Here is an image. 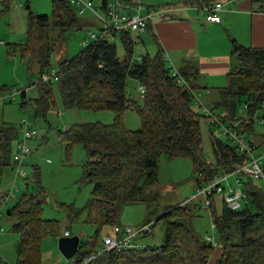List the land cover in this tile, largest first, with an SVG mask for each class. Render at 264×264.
<instances>
[{
  "label": "trees",
  "instance_id": "16d2710c",
  "mask_svg": "<svg viewBox=\"0 0 264 264\" xmlns=\"http://www.w3.org/2000/svg\"><path fill=\"white\" fill-rule=\"evenodd\" d=\"M109 1L102 0L103 9ZM91 25L78 16L77 10L67 0H52V15L40 16L30 12L26 41L10 45L7 50L10 55L18 53L22 59H27L28 65L37 64L40 80L52 69L49 63L51 27L63 35L70 29L82 30ZM96 33L99 35L97 40L83 46L75 57L59 63L57 81L36 83L38 97L28 101L36 117H45L55 106L52 84L56 83L65 109L112 112L114 115L112 124L76 125L60 135L66 151L76 144L83 148L86 154L84 181L92 187L91 198L84 208L60 205L70 224L84 214V222L96 229L90 239L81 241L74 256L76 264H82L102 245L100 231L103 227L112 226L113 230L114 223L118 225L114 209L116 203L131 205L143 201L145 191L157 183L155 163L160 156L189 158L193 163L195 187L218 174L232 171L234 163L243 160L237 148L211 135L214 163H206L201 149L202 116L191 106L195 89L193 79L197 76L191 66L180 71L186 85L178 84L161 51L154 56L134 59L135 40L130 32L112 36L102 35L103 30ZM116 37L124 49L122 59L110 41ZM231 58L238 66L227 76L221 101L212 105L225 122L237 119V104L246 106L248 117L255 115L264 104V48L245 47L233 41ZM128 79L145 88L141 103L129 98ZM21 97L23 103L24 92ZM130 109L140 117L141 128L137 131H130L123 124L124 112ZM261 119L264 120V113ZM247 131L251 132L252 127ZM18 134L19 130L12 126L4 124L0 127V176L5 169H11L12 144L18 140ZM38 176L39 171L36 170L35 188L22 193L9 209L8 218L13 221L11 228L20 238L18 264H39L41 239L57 232V223L41 216L45 195L37 186ZM25 184L28 190L29 186ZM243 184L249 203L239 211L231 212L222 203L221 212L216 214L215 197L211 198L208 209L214 225L213 237L216 247L220 245V255L215 264H264V191L253 180H243ZM192 204L177 205L153 222L152 228L160 220L166 223V241L160 247L108 252L95 264H208L216 253L215 246L193 230ZM235 226L239 233L238 242L234 237ZM215 231L217 237L214 236ZM135 256L139 257L135 259Z\"/></svg>",
  "mask_w": 264,
  "mask_h": 264
},
{
  "label": "rangeland",
  "instance_id": "374dc122",
  "mask_svg": "<svg viewBox=\"0 0 264 264\" xmlns=\"http://www.w3.org/2000/svg\"><path fill=\"white\" fill-rule=\"evenodd\" d=\"M92 1L94 5H97L101 0ZM128 1L133 4L138 2L146 6L159 0H149L150 2L142 0L140 2L138 0ZM175 2L176 0H168V3ZM27 6L29 10L26 9ZM145 6V10L141 12L143 16L146 14V9L159 11L158 8L152 9L153 6H148L150 8ZM30 12L34 15L51 16L52 0H0V90L2 91L0 95L4 93L5 89L19 91L16 99L12 102L0 101V127L6 124L19 130L20 122L26 117L38 133L37 138L26 143V146L31 151V155L22 165L26 181H17L13 184V171L7 168L0 176V185L4 188L10 187L12 184L18 186L22 195V193L32 191L35 188L34 175L36 170L39 171V184L37 186L41 187L45 195L41 216L45 220L57 223V232L47 234L41 239L39 264H68L58 249V240L66 236H77L80 239V243L81 241L86 242L95 234L96 229L93 225L84 222V214L78 221L70 224L66 212L60 207V205L64 204L82 209L88 204L92 192L91 185L84 181L83 165L86 161V154L83 148L76 144L70 151H66L65 143L61 141L60 135L66 129L76 125L86 123L112 124L114 115L112 112L65 109L56 83L52 84L55 106L48 111L45 117H36L34 109L30 105H27L29 112L26 115L24 114L25 107L21 105V92L26 91V100L29 102L38 97L37 87L34 84L38 81L40 69L37 64L28 65V60L22 59L18 53L10 55L7 47L26 41L25 30ZM80 18L83 21L87 20L86 22L92 25L82 30L70 29L68 33L63 35H61L60 31L51 27L52 51L49 63L52 69L56 70L59 63L75 57L83 49V43L91 41L88 37V32L96 33L98 31L100 26L91 14L87 13L84 17L80 16ZM130 35L136 41L132 54L134 59H139L140 55H145L146 53L153 56L152 41L147 40L142 44L138 37L140 34L131 32ZM110 41L116 46L117 55L122 59L124 49L120 39L116 37ZM126 83L129 98L141 103L143 99L139 96L137 82L128 79ZM200 101H202L201 98ZM242 102H244V99H242ZM191 106H196L195 99L192 100ZM244 110L243 103L236 105L237 119L245 116ZM197 113L202 116L200 130L203 156L206 161L214 163L210 135L224 143H228L232 147H235L236 144L230 142L228 137L216 127L209 128L203 118V114L200 111ZM263 113L264 108L259 109L252 118V131L250 133L242 132L245 139L256 145L261 143H258V140L264 136V121L261 119ZM123 124L130 131H137L141 128L140 117L132 109L124 112ZM246 125L244 124V126ZM17 139H21L20 132ZM16 142L17 140L12 144V152L16 150ZM262 149V144L254 148L253 156L256 158L260 157ZM155 172L157 183L145 191L142 202L131 205L115 204L114 209L119 226H127L132 230H136L148 221L153 224L154 221L161 219L163 215L175 206L183 205L190 198V195L193 194L195 187L193 163L189 158L168 159L165 156H160L155 163ZM228 182L233 188L237 187L234 177H230ZM253 182L260 187H264L263 181ZM25 183L29 186L28 190ZM215 206L216 214H219L222 210V200L218 196L215 197ZM11 207L12 205L5 207L0 218V227L3 229L0 232V264H18L19 261V236L11 232L13 221L6 216V211ZM191 208V225L195 233L202 239L212 235V227L214 225L211 213L203 201L196 200L191 205ZM114 225L116 226V223ZM233 231L235 242H238V228L235 226ZM106 235L114 236L112 226H105L101 229V242ZM217 235L215 231L214 236L217 237ZM165 241L166 223L160 220L149 233L138 236L133 242L141 249L144 247L158 248ZM219 246L218 244L214 248L216 252L219 250ZM138 257L135 256V259Z\"/></svg>",
  "mask_w": 264,
  "mask_h": 264
},
{
  "label": "built area",
  "instance_id": "2783aa9c",
  "mask_svg": "<svg viewBox=\"0 0 264 264\" xmlns=\"http://www.w3.org/2000/svg\"><path fill=\"white\" fill-rule=\"evenodd\" d=\"M67 2L70 6L77 10L79 16L84 17L87 13L91 14L95 18L94 20L97 21V24H99V29L101 28L100 30H103L102 35L107 36H112V34L122 32H134L137 34L143 33L146 30L148 23H151L153 18L158 14V11L156 10L146 9V14L143 16L141 15V12L145 10L144 6L138 2L137 4H133L128 0H110L104 9L102 7V0L97 5H94L92 0H67ZM221 9L222 4L216 3L214 5L204 6L202 8V12L207 14V22L215 23L219 22L217 12ZM99 29L98 31H100ZM88 37L91 41H94L98 39L99 35L97 33L88 32ZM86 45L87 41L83 43V46ZM169 68L176 83L186 85V82L180 73L171 67ZM57 73V69H51L46 74L42 75L41 79L37 81V84H46L57 81ZM35 85L36 83L34 86ZM23 92L26 94V91ZM138 92L140 98L143 99L146 93L145 88L139 86ZM18 94L19 91L14 89L4 91V93L0 95V101L12 102L16 99ZM193 98L196 102V113L200 111L203 114V118L206 120V124L209 128L216 127L220 132L224 133L228 137L230 142L235 143V148L240 151L243 156V160L239 163L235 162V168L232 171L218 174L212 180L200 183L199 186L194 188L193 194L190 195V198L187 199L184 204L193 203L198 199H203L205 206L209 208L211 206V198L218 196L221 198L223 204L229 211H239L241 210V207H244L249 203V198L244 191L243 180L250 179L253 181L264 182V143L262 145L263 149L260 153V157H254L253 151L255 147L252 142L245 139L240 127L242 124L248 125L249 120H252L254 115L252 117H248L246 114V117L244 118L246 120L242 118L243 120L241 119L235 123L227 124L222 120L220 115L214 111L212 106H206L203 104L198 95L194 94ZM21 105L25 107L24 114L26 115L29 112L27 108L28 100H26V96ZM263 108L264 104L261 106V109ZM244 109L246 111V106H244ZM19 132L21 133V139L17 140L16 150L11 154L13 184L17 181H26L22 165L31 155V151L26 146V143L38 136L37 131L33 128L32 124L26 119V117L19 124ZM206 163L209 164L210 162L206 161ZM230 177H234V181L237 185L236 188H233L229 184L228 180ZM198 180L202 181V178L198 177ZM13 184L7 188L0 185V218L4 208L9 207L10 205L13 206L21 195L19 187L14 186ZM152 226L153 224L147 223L140 226L136 230H132L127 226H114V236H104L102 238V245L95 253L88 256L82 264H95L101 256L108 252H120L125 249L137 247L136 243L133 242L134 239L140 235L149 233ZM212 230H214V226L212 227ZM2 231L3 229L0 227V232ZM11 232L14 233L12 228ZM206 240L210 242V245L213 244L216 247L217 244L215 243L213 234L207 236ZM67 263L76 264V258L73 257L72 259L67 260Z\"/></svg>",
  "mask_w": 264,
  "mask_h": 264
},
{
  "label": "crops",
  "instance_id": "0c3cea01",
  "mask_svg": "<svg viewBox=\"0 0 264 264\" xmlns=\"http://www.w3.org/2000/svg\"><path fill=\"white\" fill-rule=\"evenodd\" d=\"M216 3L222 4V9L217 12L219 22L209 23L202 8ZM150 4L141 5L147 8L153 6L152 9L158 8L159 11L138 36L140 43L152 41L153 56L161 51L168 67L179 73L185 66H191L197 73L196 79H193L194 94L206 106L221 101L222 91L227 86V76L238 66L231 58L233 41L245 47L264 48V0H176L175 3L159 0ZM192 109L196 112L195 106ZM245 117L246 113L243 119ZM251 124L252 120L246 126L242 124V132L250 133L247 129ZM258 141L261 142L259 145L252 142L255 148L263 145L264 136ZM147 223L149 221L144 224ZM219 255L220 249L210 257L208 264H215Z\"/></svg>",
  "mask_w": 264,
  "mask_h": 264
},
{
  "label": "water",
  "instance_id": "95a60500",
  "mask_svg": "<svg viewBox=\"0 0 264 264\" xmlns=\"http://www.w3.org/2000/svg\"><path fill=\"white\" fill-rule=\"evenodd\" d=\"M29 7L27 6V9ZM6 215H10V210L6 211ZM80 247V239L77 236L63 237L58 240V249L66 260L72 259L78 252Z\"/></svg>",
  "mask_w": 264,
  "mask_h": 264
},
{
  "label": "bare ground",
  "instance_id": "6f19581e",
  "mask_svg": "<svg viewBox=\"0 0 264 264\" xmlns=\"http://www.w3.org/2000/svg\"><path fill=\"white\" fill-rule=\"evenodd\" d=\"M205 242H207V241H205Z\"/></svg>",
  "mask_w": 264,
  "mask_h": 264
}]
</instances>
